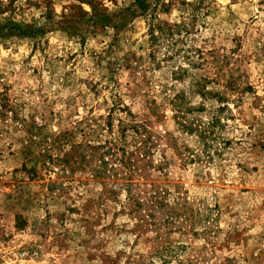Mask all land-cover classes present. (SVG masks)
Returning <instances> with one entry per match:
<instances>
[{"label": "rangeland", "instance_id": "rangeland-1", "mask_svg": "<svg viewBox=\"0 0 264 264\" xmlns=\"http://www.w3.org/2000/svg\"><path fill=\"white\" fill-rule=\"evenodd\" d=\"M0 264H264V0H0Z\"/></svg>", "mask_w": 264, "mask_h": 264}]
</instances>
